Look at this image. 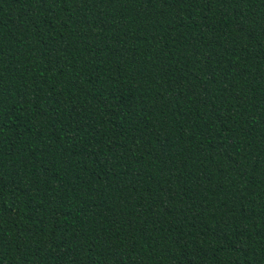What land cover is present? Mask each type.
<instances>
[{"label": "trees", "instance_id": "trees-1", "mask_svg": "<svg viewBox=\"0 0 264 264\" xmlns=\"http://www.w3.org/2000/svg\"><path fill=\"white\" fill-rule=\"evenodd\" d=\"M0 264H264V0H0Z\"/></svg>", "mask_w": 264, "mask_h": 264}]
</instances>
